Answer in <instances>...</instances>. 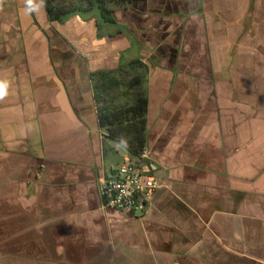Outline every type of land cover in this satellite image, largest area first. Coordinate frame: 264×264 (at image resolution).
Here are the masks:
<instances>
[{
    "label": "crops",
    "instance_id": "crops-1",
    "mask_svg": "<svg viewBox=\"0 0 264 264\" xmlns=\"http://www.w3.org/2000/svg\"><path fill=\"white\" fill-rule=\"evenodd\" d=\"M114 17L99 37L94 17L0 0V264H264V0ZM99 71L114 104L147 99L142 169L161 187L139 218L99 194L137 160L100 125Z\"/></svg>",
    "mask_w": 264,
    "mask_h": 264
},
{
    "label": "trees",
    "instance_id": "trees-1",
    "mask_svg": "<svg viewBox=\"0 0 264 264\" xmlns=\"http://www.w3.org/2000/svg\"><path fill=\"white\" fill-rule=\"evenodd\" d=\"M136 0H43L52 22L64 24L75 16L97 19L99 37L102 25L117 26L115 11L126 9ZM119 29L117 33H121ZM135 61L132 64H139ZM99 121L107 132V138L123 147L133 159H138L147 145V99L141 96L134 104L119 106L114 99L107 100L108 91L118 88L121 81L113 72L94 73ZM105 94V95H104Z\"/></svg>",
    "mask_w": 264,
    "mask_h": 264
},
{
    "label": "built area",
    "instance_id": "built-area-1",
    "mask_svg": "<svg viewBox=\"0 0 264 264\" xmlns=\"http://www.w3.org/2000/svg\"><path fill=\"white\" fill-rule=\"evenodd\" d=\"M147 148L137 160H126L108 176L98 180V190L104 209H114L133 217L149 210L156 191L161 187L157 177L147 174L137 163L148 158Z\"/></svg>",
    "mask_w": 264,
    "mask_h": 264
},
{
    "label": "rangeland",
    "instance_id": "rangeland-1",
    "mask_svg": "<svg viewBox=\"0 0 264 264\" xmlns=\"http://www.w3.org/2000/svg\"><path fill=\"white\" fill-rule=\"evenodd\" d=\"M115 95V94H114ZM119 96H120V93H117V97H118V99H119ZM107 98V100H112L113 98L108 94L107 96H106ZM117 99V100H118ZM114 102H117V101H114Z\"/></svg>",
    "mask_w": 264,
    "mask_h": 264
},
{
    "label": "water",
    "instance_id": "water-1",
    "mask_svg": "<svg viewBox=\"0 0 264 264\" xmlns=\"http://www.w3.org/2000/svg\"><path fill=\"white\" fill-rule=\"evenodd\" d=\"M138 165L143 168L144 167V161L143 160H138L137 161Z\"/></svg>",
    "mask_w": 264,
    "mask_h": 264
}]
</instances>
